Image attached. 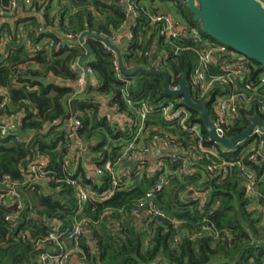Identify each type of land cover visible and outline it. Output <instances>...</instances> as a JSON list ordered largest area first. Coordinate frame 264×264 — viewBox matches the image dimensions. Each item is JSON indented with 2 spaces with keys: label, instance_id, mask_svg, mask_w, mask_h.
I'll use <instances>...</instances> for the list:
<instances>
[{
  "label": "trees",
  "instance_id": "obj_1",
  "mask_svg": "<svg viewBox=\"0 0 264 264\" xmlns=\"http://www.w3.org/2000/svg\"><path fill=\"white\" fill-rule=\"evenodd\" d=\"M1 1L3 6L7 5V0ZM130 1L141 7L134 19L128 16L122 0H58L56 3L34 0L28 9L32 15L15 19L0 29L5 56L0 63V87L5 92V96L0 97V130L6 127L9 132L7 137L0 133V182L9 176L11 181L20 183L24 202L16 221L4 219L14 213L15 208L0 205V247H9L0 252V264H38L42 255L57 248L55 242L47 239L54 228L57 226L58 232H66L76 220L85 228L76 240L80 251L75 255L80 264H264L263 213L252 205L253 202L264 205V163L249 160L251 154L264 153V149L258 147L264 137H249L243 141L245 146L255 143L250 151L240 145L222 154L226 160L240 158L241 163L255 173L257 193L247 195L246 180L238 166L231 167L223 176L218 172L222 159L205 155L196 139L177 127H170L164 120L158 105L173 99L163 94L162 77L124 76L116 70L115 53L107 51L103 43L88 38L92 55L85 60V65L93 69L98 83L93 86L88 82L82 90L78 88L73 66L85 54V49L62 39L61 35L75 38L91 31L107 39H117L118 32L128 25L132 39L122 56L127 70L159 68L152 62L166 55L164 69L177 82L185 76L189 78L197 65L195 43L183 37L163 39L159 35L160 27L148 22L147 13L155 10H149L144 0ZM18 10L10 17H15ZM178 16L187 26L199 28L186 6L178 10ZM201 34L223 49L211 62L203 79L206 83L212 76L222 74L219 67L223 61L233 59L226 55L229 50L225 46ZM50 41L53 44L48 46ZM59 41L65 43V47H57ZM244 63L247 72L242 77L232 82L227 77L214 81L202 96L203 89L193 92L194 100L206 101L211 117V104L216 96L234 90L249 99V104L241 106L226 126V137L243 131L253 113L264 120L261 109L264 68L252 60L245 59ZM127 100L132 103L129 105ZM143 102L155 108L141 129L121 128L113 118L102 114L106 105L115 115L135 117ZM188 111L189 122L201 123L197 112ZM67 113L80 120L81 125L75 132L67 131V122L62 127L51 125L53 120L61 121ZM11 117L18 119L13 126L3 122ZM165 132L171 133L175 142L186 150L179 155L188 162L185 176L171 175L160 190L153 192L154 203L165 217L150 219V228L146 230L141 223L148 219L146 210L141 207L139 216L131 214L147 192L154 189L156 176L145 168L130 170L129 187L120 185V189L106 199H88L76 213L77 190L70 180L75 179L84 190H102L110 182L105 162L110 161L117 167L128 153L130 143L151 147ZM201 132L204 144H211L202 124ZM72 141L88 146L87 157L97 167V173L93 175L83 167L84 152L73 151ZM76 153H80L77 161L73 159ZM174 155L168 152L163 158L172 171L181 166L169 162ZM38 156L47 160L45 178L26 184L28 164ZM68 161L73 165L67 166ZM209 166L217 169L209 171ZM202 191L207 192L206 199L199 204L195 194ZM55 195H59V199L55 200ZM209 209H212L211 214H208ZM87 232L92 234L93 248L87 243Z\"/></svg>",
  "mask_w": 264,
  "mask_h": 264
},
{
  "label": "built area",
  "instance_id": "obj_2",
  "mask_svg": "<svg viewBox=\"0 0 264 264\" xmlns=\"http://www.w3.org/2000/svg\"><path fill=\"white\" fill-rule=\"evenodd\" d=\"M58 0H54L56 3ZM169 2L170 6L178 12L181 8L186 6V0H166ZM19 2H21L24 9H30L34 0H7V5L3 6L2 1L0 0V16H11L15 13L17 8H19ZM122 3L126 6L127 14L130 19H134L138 15V11H140L141 7H137L138 5L130 0H122ZM147 18L149 24L159 26V35L165 40L170 39H178L180 37L186 38L191 42L196 44L195 53L197 54V65L194 67L193 71L191 72L188 81L191 86V92L193 97V92L196 89H203L200 92L202 96L205 94L207 89H210L214 83V81L223 80L224 77L229 78V81H234L237 77H242L247 72V66L244 63L243 58L237 56V58L231 57L232 61H223L220 64L219 69L222 71L221 75L217 77L212 76V79L206 83H203V79L205 75L208 73L209 66L211 62L214 60V57L217 56L220 52H223L222 48L217 47L215 44L210 43L207 41L206 38L203 37L201 31L196 26H187L183 20L176 18L169 12L157 11V12H148ZM62 39H68V42H72L77 37L73 38L71 35H61ZM128 41L132 39V34L129 32L127 35ZM108 40L113 43L117 44L118 41L115 37L108 38ZM53 44L52 41L48 43V46ZM107 51H112L107 45L103 44ZM57 47H65V43L59 41L56 43ZM2 43L0 44V63L3 62L5 56L2 55ZM36 50L39 49V46L34 47ZM113 52V51H112ZM226 55L229 51L225 52ZM148 53H146L147 55ZM166 59V55L159 58L157 61L152 62V65L159 68L162 71H166L164 69V62ZM83 63V62H82ZM116 70L120 72L117 62H116ZM73 70L77 72V80L76 84L78 88L82 90L84 86H86L89 82V79L92 78L94 83L93 86L97 85L98 81L95 77V73L93 69L87 67L85 64H80L77 61L74 66ZM170 89L177 90L179 87V81L175 82L173 76L170 74ZM82 92V91H80ZM5 96V92L0 87V97ZM172 98V97H170ZM173 100H167L161 102L159 106V111L161 112L164 120L171 124L170 127H177L181 129L183 132H186L191 138L196 139V144L199 147L200 151L203 152L205 155H210L212 157H217L222 159L221 169L218 171L223 176H225L229 169L233 166H238L240 171L242 172L243 176L245 177V192L247 195H254L257 193L256 191V175L253 171L249 170L248 166H244L241 163L240 158L235 160H226L222 156L225 152H229L227 150L222 149L220 146L211 143L209 145L204 144V137L201 132V124L199 122H189L190 112L188 109L180 103L179 98H172ZM194 99V98H193ZM127 103L130 105L132 102L127 100ZM249 104V99H247L244 93L231 91L229 93L216 96V98L212 101L211 107L213 116L211 117L213 120L214 127L221 136L225 135L226 126L231 123L234 116L237 115L238 110L241 106H246ZM261 109L264 111V103L261 104ZM157 106V107H158ZM155 106L148 105L146 103H141L139 111L135 117H124L123 127H139L142 128L144 122L148 119L149 113L153 111ZM109 111L113 112V116L115 115L114 110L108 108L106 105L103 106L102 114L111 119L113 116L109 114ZM60 123L59 120H53L51 125H58ZM67 127L72 129L75 132L81 125L80 120L74 117L69 119L67 122ZM1 136L7 137L9 132L7 131L6 127H2L0 130ZM264 137L263 133L255 127L253 129L252 134L249 137ZM19 140V139H17ZM20 141V140H19ZM163 148L166 149L167 152L175 153L173 157L169 158L170 163H180V168L178 167L176 171H172L169 169L167 164L164 161V155H160L156 157L154 162V170L153 175L156 176V182L154 185V189L147 192L146 197L141 200L138 204V207L134 208L131 211V214L134 216H139V212L141 207L146 210V219L142 223V227L146 230L150 228V219L153 217H165L164 212L159 210L153 198L154 190H160L169 180L171 175L176 174L178 177L185 176L187 174L188 169V162L185 161L179 152L184 153V148L180 147L175 142V137L169 133L165 132V134L160 137L158 140ZM208 141V139H207ZM76 142V141H75ZM78 143V142H76ZM243 142L237 144L235 148L242 145ZM255 143H249L246 146L242 145L241 148L250 151L254 149ZM259 149H264V138L259 143ZM129 149L128 153L125 155L122 161H119L117 167H113L110 161L105 162V169L110 173V182L109 185L103 188L102 190L96 191H88L84 190L83 188L79 187L77 181L75 179L70 180L69 183L75 186L77 190L76 194V213H79L85 202L88 199H106L112 197L117 189H120V185H127L126 182L129 180L130 175V168H120L121 164L124 161H132L134 163V169L138 171L144 170V162L140 160V158L148 155L150 153L151 147H138L134 146L133 143H130L127 147ZM73 159L78 160V156L76 155ZM250 161H256L257 163L261 164L264 163V153L258 151L256 154H251L249 156ZM47 165V160L44 157L38 156L35 160L31 161L28 164L26 169V184H33L37 183L45 178V171L44 167ZM73 165V164H72ZM70 165L69 161L67 162V166ZM220 168V167H219ZM217 169V167H208L209 171H213ZM71 171L74 173L75 168L73 167ZM97 167L93 165L91 167V174L97 173ZM87 179H90L87 176ZM126 179V180H125ZM131 185V184H130ZM20 183H16L11 181L9 176H5L3 180L0 182V205L2 206H12L15 208L14 213L7 214L5 216L6 221H16L20 210L23 208L24 202L23 197L19 191ZM191 193H193L191 191ZM206 191H202L195 194V199L198 200L199 204H203L206 199ZM253 207H258L259 210L263 213V221H264V205L258 206L256 203H252ZM212 213V209L208 210V214ZM58 224H61L59 221ZM57 224V225H58ZM85 232V228L80 221H75L72 224V227L66 232H58L57 226L54 228V231L48 236V240H51L57 244V248L54 249L51 253H47L41 256L40 261L38 264H74L73 255L80 251L77 245V238L79 235ZM61 240V241H60ZM74 243L73 246L71 244Z\"/></svg>",
  "mask_w": 264,
  "mask_h": 264
},
{
  "label": "water",
  "instance_id": "obj_3",
  "mask_svg": "<svg viewBox=\"0 0 264 264\" xmlns=\"http://www.w3.org/2000/svg\"><path fill=\"white\" fill-rule=\"evenodd\" d=\"M19 6H22L21 2H19ZM186 7L200 31L229 50L227 54L229 58L233 54H237L264 68V2L262 0H186ZM88 38L107 45L115 53L118 68L124 76L153 75L162 77L163 94L167 97L179 98L180 103L188 110L198 113V119L210 143H214L224 150L232 151L238 143L249 138L255 127L264 135V120L257 113L249 116V124L243 131L231 137L221 136L217 133L206 101L198 102L193 99L187 76L179 80V87L174 91L170 89L171 76L167 71L144 68L127 70L122 58L123 50L129 43L127 37H124L120 43L113 44L102 34L91 31L82 32L72 41L85 49V54L79 59L80 64H83L82 62L92 55V48L87 43ZM109 114L113 116L112 111H109ZM69 117L70 114L67 113L55 127L61 126ZM123 167L133 170L134 163L130 160L124 161ZM53 198L57 200L59 195H55ZM87 235L92 237L90 232ZM8 249L9 247H0V252Z\"/></svg>",
  "mask_w": 264,
  "mask_h": 264
},
{
  "label": "crops",
  "instance_id": "obj_4",
  "mask_svg": "<svg viewBox=\"0 0 264 264\" xmlns=\"http://www.w3.org/2000/svg\"><path fill=\"white\" fill-rule=\"evenodd\" d=\"M143 2H145L146 6L150 9H153L155 10L154 12H157V11H163V12H169L171 13L172 15H174L176 18L180 19L179 16H178V12L175 11L169 4L168 1L166 0H144ZM27 11V12H25ZM33 13L28 11L27 9H24L23 6H19V10L17 12V15L15 17H10V16H0V29L2 27V25H6V24H11L13 23V21L15 19H24L26 17H29L30 15H32ZM35 15V14H34ZM39 20H41L42 18L41 17H38ZM20 27H23L22 25ZM129 34V28H128V25H125L119 32H118V35H117V41L118 43H120L121 41H123L124 37H127V35ZM21 38L24 40L25 38V35L22 34L21 35ZM28 43V42H26ZM29 47L30 45L27 44ZM40 46V45H39ZM3 51V50H2ZM234 58H237V56H235L234 54L232 55ZM79 61V60H78ZM83 64H85V60L83 61ZM89 82L90 84L94 83V80L92 78L89 79ZM104 103H106V100L103 101ZM72 118L71 116L66 119L64 121L65 122H69V119ZM113 119L114 121L121 126H123V122H124V116L123 115H114L113 116ZM3 122H5L6 124L8 125H11L13 126L16 122H18V119H13L12 117L11 118H7V119H4ZM61 122V121H60ZM64 123L61 125V126H58V127H62V126H65ZM56 126V125H55ZM53 125V127H55ZM56 128V127H55ZM67 128V131L69 132V128L66 126ZM95 144V141L92 142V145ZM72 147H73V151L76 150L78 151L79 149H81V151L83 150L84 152V157H83V161H82V165L83 167H85V169L87 171H89L91 173V167L93 166V164L90 163V158L87 157L88 155V146L86 145H82L81 143H76L75 141H72ZM80 151V150H79ZM80 151V152H81ZM168 153L166 151L165 148H163V146L160 144V142L158 141H155L154 144L151 146L150 148V153L142 158H140V160H142L144 162V167L145 169L152 173L153 170H154V162L156 160V157L160 156V155H164ZM80 154V153H79ZM78 153H76V155L78 156L79 155ZM120 168H125L123 167V163L121 164ZM128 168V167H127ZM94 175V174H93ZM127 184V187L130 186L131 184V181L128 180L126 182ZM59 199V198H58ZM88 233V232H87ZM87 235V234H86ZM87 238H88V241L87 243L91 246V248H93V241H92V237L91 236H88L87 235ZM94 250V249H93ZM73 258H74V263L75 264H80L79 260H77V257L76 255L74 254L73 255Z\"/></svg>",
  "mask_w": 264,
  "mask_h": 264
},
{
  "label": "rangeland",
  "instance_id": "obj_5",
  "mask_svg": "<svg viewBox=\"0 0 264 264\" xmlns=\"http://www.w3.org/2000/svg\"><path fill=\"white\" fill-rule=\"evenodd\" d=\"M264 2V0H262ZM235 56H238L237 54H235Z\"/></svg>",
  "mask_w": 264,
  "mask_h": 264
}]
</instances>
